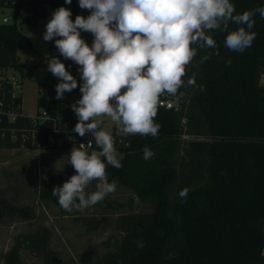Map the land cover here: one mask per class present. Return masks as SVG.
Listing matches in <instances>:
<instances>
[{
	"label": "trees",
	"instance_id": "obj_1",
	"mask_svg": "<svg viewBox=\"0 0 264 264\" xmlns=\"http://www.w3.org/2000/svg\"><path fill=\"white\" fill-rule=\"evenodd\" d=\"M231 2L237 13L264 7V0ZM61 6L71 10L73 20L86 12L78 0L70 5L65 0L0 2V8L13 10L14 18L12 24H0V75L14 71L48 91L47 112L55 119L65 106L76 104L79 86L62 100L55 98L59 80L47 71V64L26 65L19 58L22 50L46 61L59 58L55 41H43V35L25 38L18 23L24 20L37 27ZM254 19L255 40L242 53L224 47L226 33L219 31L210 33L218 55L201 62L216 50L195 46L197 55L187 66L185 85L174 96L179 110L158 107L155 122L161 127L157 137H116V148L124 155L123 167L108 166L109 181L115 180L155 209L125 217L121 224L124 238L116 252L85 264H264V18L257 14ZM236 27L231 24L230 30ZM67 68L72 75L79 74L78 68ZM76 78L79 84L80 77ZM189 78L195 79V86L187 84ZM5 102H12L8 95ZM21 104L22 99L15 100L16 106ZM74 119L78 122L71 110L69 117L60 120ZM22 128H31L28 118L0 125V130H6L4 139L0 136V149L25 146L38 150L22 142ZM12 131L18 136L15 142ZM89 137L92 150L98 151ZM185 137L192 140L184 143ZM145 146L154 152L150 160L143 159ZM65 167L64 174L45 180L39 193L42 203L55 206L61 214L67 212L52 189L75 174L70 164ZM182 189H188L186 200L179 196ZM4 204L0 200V206ZM15 212L24 220L30 218L22 209ZM5 217L0 211V220ZM32 239L46 246L45 237L36 234Z\"/></svg>",
	"mask_w": 264,
	"mask_h": 264
},
{
	"label": "clouds",
	"instance_id": "obj_2",
	"mask_svg": "<svg viewBox=\"0 0 264 264\" xmlns=\"http://www.w3.org/2000/svg\"><path fill=\"white\" fill-rule=\"evenodd\" d=\"M88 10L85 17L73 20L69 8L59 7L45 25L43 41H55L65 60L78 65L80 83L58 57L47 60V71L58 78L56 99L62 100L79 86L80 97L72 110L78 117L72 132L91 135L98 151L89 153L85 145L73 147L68 154L75 174L52 189L66 212L84 210L116 191L107 168L123 167L124 155L116 148V137L129 135L157 137L155 122L160 97L176 96L185 85L183 77L199 49H214L201 60L219 54L210 34L226 33L224 47L242 53L251 47L256 33L254 17L264 18V7L237 13L231 0H78ZM70 5L72 0H65ZM237 27L230 30V25ZM92 34L91 45L81 33ZM195 86L194 78L187 80ZM204 91V87L200 86ZM182 96L183 94L180 93ZM105 118L115 126L105 130ZM89 147L91 142H88ZM154 152L143 148V159ZM95 181V191L87 192ZM188 189L179 196L186 200ZM142 247V243H138Z\"/></svg>",
	"mask_w": 264,
	"mask_h": 264
},
{
	"label": "rangeland",
	"instance_id": "obj_3",
	"mask_svg": "<svg viewBox=\"0 0 264 264\" xmlns=\"http://www.w3.org/2000/svg\"><path fill=\"white\" fill-rule=\"evenodd\" d=\"M90 14L86 10L84 16ZM4 19L13 23V11L0 8V24ZM48 20L37 27L19 21L25 38L40 37L46 31ZM82 37L91 45L93 36L82 32ZM20 61L26 65L47 64L44 58L24 50L19 52ZM60 60L72 68H78L71 60ZM75 77H80L73 73ZM22 103L28 116H35L47 110L48 91L40 90L36 83L23 80ZM261 85L264 86V77ZM72 107L65 106L58 118H67ZM104 129L113 131L114 124L105 118ZM183 138V142L191 141ZM69 151V150H68ZM67 151V152H68ZM63 150H31L21 146L16 149H0V200L4 205L0 211L7 217L0 220V264H85L101 261L116 252L124 238L122 220L130 215L148 213L155 205L145 204L137 199L128 188L116 185V191L94 206L84 210L74 209L61 214L51 204L42 203L39 193L43 182L53 175L65 173L68 153ZM96 182L87 188L95 191ZM22 209L29 215L24 220L15 210ZM45 237L46 246L33 235Z\"/></svg>",
	"mask_w": 264,
	"mask_h": 264
},
{
	"label": "built area",
	"instance_id": "obj_4",
	"mask_svg": "<svg viewBox=\"0 0 264 264\" xmlns=\"http://www.w3.org/2000/svg\"><path fill=\"white\" fill-rule=\"evenodd\" d=\"M2 23L12 24L8 19H4ZM0 81H3L4 84L0 85V125L5 121L7 125H14L19 119L28 118L31 128L19 129L23 143L30 142L38 150L50 149L63 151H71L73 147L79 148L81 144H84L85 149L89 153L93 151V141L89 135L80 137L77 133L72 132V129L77 123L76 119L72 122L61 121L60 118H52L47 111L30 117L25 113L23 103L19 106L15 105V100L22 99L24 85L19 73L14 71L6 72L5 75H0ZM6 88H8V91ZM6 95L12 100L10 104L5 102ZM159 106L167 110H179L177 98L168 94L160 97ZM12 132V141L15 142L18 140V136L15 133L16 131ZM5 135L6 130H0L1 138L4 139ZM88 142H91L90 147Z\"/></svg>",
	"mask_w": 264,
	"mask_h": 264
},
{
	"label": "crops",
	"instance_id": "obj_5",
	"mask_svg": "<svg viewBox=\"0 0 264 264\" xmlns=\"http://www.w3.org/2000/svg\"><path fill=\"white\" fill-rule=\"evenodd\" d=\"M60 58H64V57H63V56H60L59 59H60ZM66 67H70V66L66 65ZM103 127H104V125H103ZM68 152H69V151H68ZM68 152L65 151V152H58V153H68Z\"/></svg>",
	"mask_w": 264,
	"mask_h": 264
}]
</instances>
